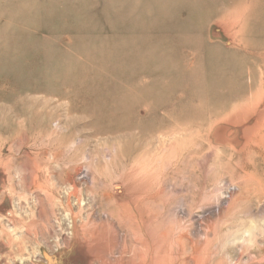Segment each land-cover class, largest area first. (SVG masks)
I'll use <instances>...</instances> for the list:
<instances>
[{
  "label": "rangeland",
  "instance_id": "1",
  "mask_svg": "<svg viewBox=\"0 0 264 264\" xmlns=\"http://www.w3.org/2000/svg\"><path fill=\"white\" fill-rule=\"evenodd\" d=\"M0 264H264V0H0Z\"/></svg>",
  "mask_w": 264,
  "mask_h": 264
},
{
  "label": "bare ground",
  "instance_id": "2",
  "mask_svg": "<svg viewBox=\"0 0 264 264\" xmlns=\"http://www.w3.org/2000/svg\"><path fill=\"white\" fill-rule=\"evenodd\" d=\"M169 21H170V20H169ZM169 21H168V22H169ZM108 22H109V21H108ZM113 23H114V22H113ZM172 23H173V22H172ZM183 31H184V30H183ZM190 31H191V30H190ZM187 33H188V32H187ZM189 35L191 36V34H189ZM193 35H194V34H193ZM186 36H187V35H186ZM194 36H195V35H194ZM195 37H196V36H195ZM184 38H186V37H184ZM187 38H188V37H187ZM193 38H194V37H193ZM166 39H167V38H166ZM194 39H196V38H194ZM198 39H199V38H198ZM176 40H177V39H176ZM187 40H188V39H187ZM187 40H183V41H185V42L187 43ZM160 41H161V40H160ZM160 41H159V42H160ZM165 41H166V40H165ZM183 41H182V42H183ZM189 41H190V37H189ZM189 41H188V42H189ZM153 42H154V41H153ZM159 42H158V43H159ZM173 42H174V41H173ZM190 42H191V41H190ZM193 42H194V41H193ZM158 43L155 42L154 46H155L156 44H158ZM160 43H161V42H160ZM160 43L158 44V47H162V46H163V44H162V46H161ZM199 43H200V42H199ZM152 44H153V43H152ZM152 44H151V45H152ZM183 44H184V43H182L181 45H183ZM159 45H160V46H159ZM190 45H191V44H190ZM195 45H196V44H195ZM183 46L185 47V45H183ZM183 46H182V47H183ZM201 46H202V45H201ZM151 47H152V46H151ZM151 47H149V49H150ZM158 47H157V48H151V50H152V49H157V50H158ZM184 47H183V48H184ZM187 47H189V45H188ZM195 47H196V46H195ZM241 47H242V46H241ZM200 48L202 49V47H200ZM228 48H229V47H228ZM166 49H167V48H166ZM189 49H194V47H193V48H189ZM157 50H156V51H157ZM161 50H162V49H161ZM164 50H165V49H164ZM164 50H162V51L164 52ZM183 50H184V49H182V51H183ZM153 51H154V50H153ZM162 51H160V52H162ZM187 51H189V50H187ZM191 51H192V50H191ZM202 51H203V50H202ZM206 51H207V50H206ZM207 52H208V51H207ZM207 52H206V53H207ZM150 53H151V58H152L151 60H153V58L155 57V55H154V54L152 55L153 52H151V51H150ZM154 53H155V51H154ZM157 53H159V51H157ZM157 53H156V54H157ZM241 53H242V52H241ZM192 54L194 55V52H192ZM149 56H150V55H149ZM152 56H153V57H152ZM163 56H164V55H163ZM181 56H182V54H181ZM209 56H210V55H209ZM173 57H174V56H173ZM173 57H172V58H173ZM175 57H176V56H175ZM170 58H171V56H170ZM184 58H185V57H184ZM164 59H165V58H164ZM148 60H149V59H148ZM154 60H155V59H154ZM172 60H173V59H172ZM180 60H181V59H180ZM165 61H166V60H165ZM158 62H159V61H158ZM160 62H161V61H160ZM167 62H168V61H167ZM170 62H171V61H170ZM151 63H154V62H151ZM162 64H163V63H162ZM168 64H169V63H168ZM177 64H180V63L178 62ZM177 64H176V66H177ZM149 65H150V64H149ZM149 65H148V66H149ZM153 65H154V64H153ZM180 65H181V64H180ZM146 66H147V65H146ZM158 66H159V65H158ZM158 66H156V67H158ZM162 66H163V65H162ZM178 66H179V65H178ZM153 67H154V66H153ZM160 67H161V64H160ZM166 67H167V65H166ZM169 67H170V66H169ZM172 67H173V66H172ZM179 67H180V66H179ZM150 68H152V67H150ZM163 68H164V67H163ZM154 69H155V68H154ZM160 69H162V68H160ZM170 69H171V68H169V70H170ZM177 69H178V68H177ZM149 70H152V69H149ZM162 70H164V69H162ZM165 70H167V68H166ZM165 70H164V71H165ZM169 70H168V71H165V73H166V72L169 73ZM175 73H176V71H175ZM166 74H167V73H166ZM138 94H139V96H140V93H138ZM150 95H151V94H150ZM124 96H125V95H124ZM144 96H145V95H144ZM211 96H212V95H211ZM225 96H226V95H225ZM228 96H229V95H228ZM134 97H135V96H134ZM136 97H137V96H136ZM64 98H65V97H64ZM103 98H104V97H103ZM100 99H101V98H100ZM126 99H127V98H126ZM128 99H129V97H128ZM139 99H140V98H139ZM60 100H61V99H60ZM88 100H89V98H88ZM121 100H122V99H121ZM137 100H138V99H137ZM142 100H143V99H142ZM122 101H123V100H122ZM122 101H121V102H122ZM131 101H132V100H131ZM127 102H128V100H127ZM251 102H252V101H251ZM125 103H126V102H125ZM96 104H97V103H96ZM129 105H130V104H129ZM161 105H162V104H161ZM249 105H250V104H249ZM116 106H117V105H116ZM124 106H125V105H124ZM130 106H131V105H130ZM250 107H251V106H250ZM250 107H249V108H250ZM250 109H251V108H250ZM115 111H116V110H115ZM151 111H152V110H151ZM153 111H155V110H153ZM228 115H229V114H228ZM133 127H135V126H133ZM226 127H228V125H227ZM225 132H226V131H225ZM223 134H224V132H223ZM227 141H230V140L227 139ZM235 141H236V140H235ZM232 142H233V141H232ZM238 143H239V142H238ZM233 144H234V143H233ZM121 194L123 195V193H121ZM102 195H103V194H102ZM103 196H104V195H103ZM132 198H133V197H132ZM119 199H120V201H121L120 203H121L122 205H123V204H128V203H129V201H128L129 198H128L126 195H125V196L123 195V196H122L121 198H119ZM130 201H131V200H130ZM131 204H132V203H131ZM126 206H127V205H126ZM68 211H69L68 214H69V217H70V223H71V232L74 233L76 236H78L79 229L82 228V227H80L79 225H77V223H76V221H75L76 218L78 217V215H77L76 213H74L70 208L68 209ZM121 215L123 216V218L126 219V221H127L128 223H130L131 227H135V224H134L135 222H134V220L131 221L133 215L130 214V213H128V212H127V209H124V208H123V211L121 212ZM108 218L110 219L109 221H111V222H112V220H116L115 217H113L112 215H109ZM136 219H137V215H136ZM136 219H135V220H136ZM129 220H130V221H129ZM99 222H100V221H99ZM145 222H146V221H145ZM145 222H144V223H145ZM112 223H114V222H112ZM115 223H116V222H115ZM142 223H143V221H142ZM144 223H143V224H144ZM80 224H81V223H80ZM83 224H84V223H83ZM83 224H82V225H83ZM142 226H143V225H142ZM91 227H92V226H91ZM1 232H2V231H1ZM142 232H143V231H142ZM146 234H147V233H146ZM112 241H113V240H112ZM109 253H110V252H109ZM76 254H77V252H76Z\"/></svg>",
  "mask_w": 264,
  "mask_h": 264
}]
</instances>
